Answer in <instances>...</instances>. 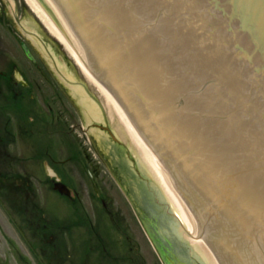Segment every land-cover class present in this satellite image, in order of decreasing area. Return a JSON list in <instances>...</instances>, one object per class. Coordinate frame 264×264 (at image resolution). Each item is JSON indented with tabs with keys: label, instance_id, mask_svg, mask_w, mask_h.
I'll return each instance as SVG.
<instances>
[{
	"label": "water",
	"instance_id": "obj_1",
	"mask_svg": "<svg viewBox=\"0 0 264 264\" xmlns=\"http://www.w3.org/2000/svg\"><path fill=\"white\" fill-rule=\"evenodd\" d=\"M41 1L77 61L23 0L17 29L145 229L156 218L164 238H185L178 251L161 247L165 264H264V0ZM93 130L112 131L126 166L136 171L133 158L156 181L153 215L131 203L119 183L128 172L110 168Z\"/></svg>",
	"mask_w": 264,
	"mask_h": 264
},
{
	"label": "rangeland",
	"instance_id": "obj_2",
	"mask_svg": "<svg viewBox=\"0 0 264 264\" xmlns=\"http://www.w3.org/2000/svg\"><path fill=\"white\" fill-rule=\"evenodd\" d=\"M21 17V0H0V43L6 47L0 69L8 66L9 60L21 71L25 68V60L12 58L16 54L10 48L16 46L8 37L17 44L24 42L36 53L17 29ZM44 71V79L36 76L38 81L34 76L29 78L27 71L28 80L35 85L43 83L38 91L48 97L46 107L37 108L41 119L32 125L35 129L19 132L6 127L9 131H0V264H86L87 261V264H165L109 169L91 148L90 134L77 109L49 71ZM46 85L53 89L45 90ZM1 88L0 83V94ZM62 120L69 126L68 130L61 128H65ZM10 124L14 125L12 117ZM83 150L94 155L92 162L97 163L99 174L104 176L102 182V178L97 181L101 194L109 196L103 209L97 201L100 199L96 197L97 191L88 181L91 170L86 167L84 171ZM66 158L68 161L62 162ZM54 173L63 178L67 175L70 190L80 192L82 198L70 201L56 193L47 180ZM18 177L26 178L29 183ZM71 208L77 212L75 215L69 214ZM64 216L69 221H62ZM98 229L102 239L112 238V246H105L108 240H95ZM96 246L102 247L107 260L96 262ZM83 257L85 262L80 260Z\"/></svg>",
	"mask_w": 264,
	"mask_h": 264
},
{
	"label": "flooded vegetation",
	"instance_id": "obj_3",
	"mask_svg": "<svg viewBox=\"0 0 264 264\" xmlns=\"http://www.w3.org/2000/svg\"><path fill=\"white\" fill-rule=\"evenodd\" d=\"M1 38L3 39V37L1 36ZM6 47L3 46L0 43V61H3V58L5 56L4 51H5ZM13 53H15L16 55H13L12 58H15V56H18L17 53L15 52V50L11 49ZM20 57V56H19ZM18 57V59H19ZM3 65V64H2ZM17 66H15V62L13 60H9V65L8 66H2V68L0 69V83H1V94H0V105H1V112L4 115L5 121L6 123H9L8 118H6L5 116L9 114V112L7 111V106H10L13 110H19L21 112L24 111V107L27 110V113L25 114V119L26 122L27 120L32 121L33 123L36 124L37 122V115L34 112V103L33 102H29L27 103V98H28V93H35V88H39L38 85H35L34 83H32V81L28 80L27 78V84L26 87L29 88V90L27 91H23L21 89V85H20V80L16 79L14 72L16 71ZM21 74L23 75V71H21ZM41 74V73H40ZM43 75V74H41ZM27 77V76H26ZM45 82V80H44ZM12 92L14 93V96L11 95ZM24 106V107H23ZM6 128V124L4 125V130ZM33 128L31 125H29L28 123L22 127V129H20V131H32ZM0 130H2V123H0ZM19 130V129H18ZM84 163L87 164V166L90 165V158H85L84 156ZM92 166V165H91ZM91 169V175H89V180L90 183H93V181L95 182L99 176V172L96 170L95 167L90 168ZM84 170L86 171V166H84ZM96 184V183H95Z\"/></svg>",
	"mask_w": 264,
	"mask_h": 264
},
{
	"label": "bare ground",
	"instance_id": "obj_4",
	"mask_svg": "<svg viewBox=\"0 0 264 264\" xmlns=\"http://www.w3.org/2000/svg\"><path fill=\"white\" fill-rule=\"evenodd\" d=\"M24 2L28 6L30 11L44 25L48 33L52 35L61 44V46L74 59V61H77V55L75 54L74 50L66 41V39L50 24L47 15L43 11L37 0H24Z\"/></svg>",
	"mask_w": 264,
	"mask_h": 264
}]
</instances>
